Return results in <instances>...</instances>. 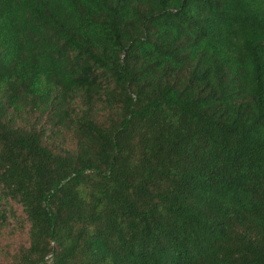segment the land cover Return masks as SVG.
Returning a JSON list of instances; mask_svg holds the SVG:
<instances>
[{
    "label": "trees",
    "instance_id": "obj_1",
    "mask_svg": "<svg viewBox=\"0 0 264 264\" xmlns=\"http://www.w3.org/2000/svg\"><path fill=\"white\" fill-rule=\"evenodd\" d=\"M16 223L6 264H264V0H0Z\"/></svg>",
    "mask_w": 264,
    "mask_h": 264
},
{
    "label": "rangeland",
    "instance_id": "obj_2",
    "mask_svg": "<svg viewBox=\"0 0 264 264\" xmlns=\"http://www.w3.org/2000/svg\"><path fill=\"white\" fill-rule=\"evenodd\" d=\"M15 233L7 232L0 239V264H6L7 253H15L23 246H28V236L24 230L20 229L19 224L12 227Z\"/></svg>",
    "mask_w": 264,
    "mask_h": 264
},
{
    "label": "built area",
    "instance_id": "obj_3",
    "mask_svg": "<svg viewBox=\"0 0 264 264\" xmlns=\"http://www.w3.org/2000/svg\"><path fill=\"white\" fill-rule=\"evenodd\" d=\"M49 259L51 260V257H49Z\"/></svg>",
    "mask_w": 264,
    "mask_h": 264
}]
</instances>
